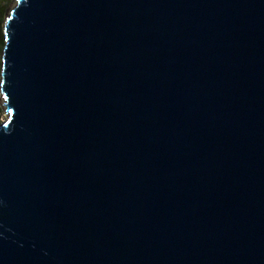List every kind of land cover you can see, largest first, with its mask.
Here are the masks:
<instances>
[{
	"label": "water",
	"instance_id": "1",
	"mask_svg": "<svg viewBox=\"0 0 264 264\" xmlns=\"http://www.w3.org/2000/svg\"><path fill=\"white\" fill-rule=\"evenodd\" d=\"M0 264H264V0H15Z\"/></svg>",
	"mask_w": 264,
	"mask_h": 264
},
{
	"label": "rangeland",
	"instance_id": "2",
	"mask_svg": "<svg viewBox=\"0 0 264 264\" xmlns=\"http://www.w3.org/2000/svg\"><path fill=\"white\" fill-rule=\"evenodd\" d=\"M1 2H2L1 3L2 21L0 23V28H3L5 18L7 17L9 11L15 5V0H2ZM1 47L2 45H1V37H0V83H1V57H2ZM6 116H7L6 107L4 106V99L0 89V123L6 119Z\"/></svg>",
	"mask_w": 264,
	"mask_h": 264
},
{
	"label": "trees",
	"instance_id": "3",
	"mask_svg": "<svg viewBox=\"0 0 264 264\" xmlns=\"http://www.w3.org/2000/svg\"><path fill=\"white\" fill-rule=\"evenodd\" d=\"M2 0H0V23L2 21V10H1V2ZM0 37H1V53H2V49H3V46H4V37H3V28H0Z\"/></svg>",
	"mask_w": 264,
	"mask_h": 264
}]
</instances>
